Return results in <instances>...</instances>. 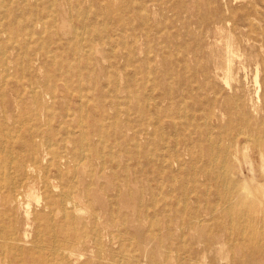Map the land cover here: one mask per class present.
Returning a JSON list of instances; mask_svg holds the SVG:
<instances>
[{
	"label": "rangeland",
	"instance_id": "374dc122",
	"mask_svg": "<svg viewBox=\"0 0 264 264\" xmlns=\"http://www.w3.org/2000/svg\"><path fill=\"white\" fill-rule=\"evenodd\" d=\"M3 1L0 0V52H5L0 53V116L6 107L12 119L7 117L9 132L2 134L0 143V177L17 178L18 144L26 131L19 119H27L25 114L39 110L42 115H55L44 128H60V134L50 139L52 150L93 156L84 176H79L83 182L91 181V173H104L105 178L97 177L99 185L113 189L115 184H128L134 189L149 186L161 193L155 201L147 197L150 207L143 215L134 214L136 201L131 199L104 204L102 201L115 194L113 189L109 195L95 191L87 196L93 206L84 215L85 228L79 224L69 232L78 227L92 236L98 228L118 238L112 243L103 238L102 245L85 247L82 256L71 264H153L159 259V247L152 242L150 254L145 257L137 232L164 238L166 243L160 250L184 260L180 264H264L262 236H255L258 249H253L249 246L251 232L246 236L238 230H232L231 235L220 233L218 240L225 245L223 253L209 249L203 259L200 253L206 246L197 242L204 237L183 225L192 221L188 213L197 207V196L211 188L210 198L217 197V184L207 182L204 169L215 178L220 168L227 166L232 171L231 178L248 198L264 202V148L256 143L261 136L264 144V0ZM11 1L13 6L9 5ZM209 15L212 19L203 22V17ZM226 48L236 55L230 80L233 89L223 91V70L215 69V60L226 61ZM31 88L46 94L42 107L29 96ZM168 91L172 96L165 94ZM217 91L222 94L216 96ZM227 96L235 97L234 114L223 103ZM139 106L146 111L144 117ZM66 112L73 116L70 123L68 118L64 121L56 117ZM95 119H99L97 124L93 123ZM126 122L131 123L132 130L124 129ZM115 126L122 128L116 131ZM121 131L127 144L116 146L115 134ZM61 139L65 141L59 143ZM126 146L132 155L123 153ZM224 149H229L227 157ZM178 157L180 162L176 163ZM74 176L75 171H71L70 179ZM257 182L263 186L259 188ZM70 187L71 183L63 188ZM39 188L40 199H29L37 212L43 211L46 199ZM167 203H173L179 213L171 219L164 213L169 210ZM103 208L113 213L109 229H105L108 218L102 215ZM51 219L45 216L34 223L27 244L29 249H33L34 241L42 244L45 257L33 250L24 264H52L50 248L67 244L59 232L62 221ZM216 221L227 223L223 217L210 221V225ZM256 222L258 230H264V222ZM52 228L56 236L51 234ZM70 238L74 236L70 234ZM3 257L0 254V264H7Z\"/></svg>",
	"mask_w": 264,
	"mask_h": 264
},
{
	"label": "bare ground",
	"instance_id": "6f19581e",
	"mask_svg": "<svg viewBox=\"0 0 264 264\" xmlns=\"http://www.w3.org/2000/svg\"><path fill=\"white\" fill-rule=\"evenodd\" d=\"M68 1H70V0H68ZM3 2H0V3H3ZM13 4H15L14 1H11L9 3L10 6H13ZM0 7L2 8V5ZM6 7H5V9H7ZM70 8H71V6H70ZM53 9H55V8H53ZM7 11H5L6 14L8 13ZM3 15L4 14H2V16ZM203 19H204L203 22H206V21H210V19H212V17L209 15V16L203 17ZM225 20L226 19L220 20V21L224 22ZM15 21H16V19H15ZM22 22H24V21H22ZM2 23H3V21H2ZM6 27H5V29H6ZM73 28H74V26H73ZM3 29H4V27H3ZM75 29H77V28H75ZM104 30H106V29H104ZM1 31L2 30H0V36H1ZM5 34H7V33H5ZM96 39H99V38H96ZM12 40H14V39H12ZM228 40H230V39H228ZM7 43H8V41H7ZM14 43L15 42H13L12 44H14ZM42 43H43V41H42ZM84 51H85V49H84ZM113 51H112V53H113ZM227 51H228V53H227L228 58L226 59L225 62L220 58L215 60V69L221 70V71L223 70L224 76L222 77V80H224L225 84L227 85V86L225 85L223 87V89H222L223 91L224 90L227 91L226 88H228V87H229L228 89H231V90L233 89L230 80L233 77L232 76V70H233V64L232 63H233V59H235L234 57H235L236 53L234 51H232L230 48H228L226 50V52ZM4 52H5V50H4ZM3 53H1V54H3ZM5 55H6V53H5ZM2 56H4V55H2ZM21 57H22V55H21ZM5 62H7V59ZM3 66H5V64ZM6 77H7V75H6ZM8 77H10V76H8ZM257 85H258V83H257ZM80 86H81V84H80ZM38 90L31 88V90L29 92V94H30L29 96L31 98H33L32 100H34V102L36 104H39L42 107L44 105V98H46V94L40 93ZM234 91H236V90H234ZM70 94H72V93H70ZM74 94H76V93H74ZM165 94L167 96L168 95L172 96V92H170V91L166 92ZM214 94L216 96L221 95L222 91H217ZM18 96H19V93H18ZM234 98L235 97L227 96V97H224V99H223V103H225V105L227 106V108L229 109L231 114H234L233 105L236 104ZM165 99L166 98H163L162 102L165 101ZM15 104H16V102H15ZM156 105H157V107H159L158 106L159 102ZM138 110L140 113L143 114V115L141 114L142 117H144V115L146 114L145 109L142 108L141 106H139ZM1 113H2V116H0V143L3 140L2 134L7 135L9 132V130L6 126L7 117L10 116L9 118L12 119L11 113L8 110H6V107H5V109L2 110ZM70 113H71V111H70ZM80 113H82V112H80ZM25 115H27L26 116L27 119H25V117H21L19 119L21 124H23V130L26 129V131L23 132L22 139L20 140L21 142H20V144H18L19 153L17 156L16 165H15V171H16L17 178L12 177V178L6 179L3 176L0 177V254L4 255L3 258H5L7 260V264H14V263L15 264L16 263L24 264L23 262L25 261L26 256L31 254V251H33V250L35 252H38L40 257H45L44 252H43L45 250V248L41 246L42 244L39 245V244H37L36 241H34L35 246L33 245V249L32 248L29 249L28 245H27L30 242V239H29L31 236L30 228L32 229L34 223H38L45 216L51 217L52 219L53 218H59L62 221V225L60 224L61 226L59 228V232L62 235H64L66 237V240H67V242H66L67 244L64 247H56L54 244V246L50 248L51 256L53 258L51 260L52 264H71V261L73 259H78V257L82 256L81 253L84 251L83 249H85V247L91 248V247H94V245H96V246L102 245V243H104L103 238H105L108 243L116 242L118 235H115L113 232L105 230L106 228L109 229L110 226H112L111 225L112 223L110 222L109 217L113 215V213L111 214V212L108 211V209L105 210V208H103L101 211L102 215H104L105 217L108 218V221L106 223L107 227H105V229H103L106 231L105 233H103L102 231L100 232L99 229L97 228V229H94L92 236H89L88 233H86V230L84 231L83 229H79L78 227L72 228L73 233L69 232L71 230V227L75 226V225L82 224L83 228H85L84 225L86 222L84 219V215L88 211V208L93 206V202L90 201L91 199L90 200L88 199L89 195L90 194L94 195L93 192H95V191H99L100 192L99 194H102V195H109V192H111V190L113 188H110L111 187L110 185H105V184L99 185V183L96 182L97 177L98 178H105L104 173H100L98 176L97 174L95 175L94 173L92 174L90 172L91 174L89 173L90 174L89 177L91 178V181L87 184H86L85 180L83 182V180L80 179L86 173L85 169H87V167H90V163L92 161L93 156H92V158L90 156L86 157L87 155L83 156L80 154L81 153L80 151H79L80 152L79 154L76 152L73 154L72 152H69V151L63 152L62 150H52L51 149L52 143H51L50 139H51L52 135L60 134L59 133L60 128H58V129L49 128V127L44 128V126L49 125L51 120L55 118V115H53V114H51L52 116H49V114L42 115L39 110L29 112L28 114H25ZM90 115H91V113H90ZM56 117L58 119H62L64 121L66 118H68V123H70L72 121L70 119L73 116H71L69 113L66 112V113H61V114L57 115ZM98 122H99V119H95L93 121V123H95V124H97ZM113 124L116 125L117 122H114ZM119 128L121 129L122 127L115 126L116 131H119ZM125 128H127V130H132L133 127H132L130 122H126L124 129ZM21 129H20V131H21ZM79 129L81 131H83V127L81 129V126H80ZM3 131L4 132L6 131V132L4 133ZM71 131H72V129H71ZM225 132L228 133V132H230V130L225 131ZM10 135H11V133H10ZM74 135H72V136H74ZM16 137H18V136H16ZM210 137H211V135H210ZM260 137L259 136H258V138L256 137L257 138L256 143L258 146L264 148V144L261 142ZM115 138H116V140H115L116 146H118V145L124 146L127 144V141L124 139V138H126L124 131L119 132V134H115ZM15 140H17V139H15ZM72 140H74V137L72 138ZM248 140H250V139H248ZM64 141H65L64 139L58 140L59 143H62ZM184 142H185V140H184ZM10 146H11V144H10ZM10 148L8 150H11ZM136 148H138V147H136ZM0 149H2V148H0ZM4 151H5V149H4ZM123 153L127 154V155H132V152L130 150H128L127 146L124 147ZM223 153L227 157L229 155V149H224ZM70 154H72V155H70ZM103 157H104V155L102 156V154H101L100 159H102ZM82 161H85V163H82ZM111 161L112 162L114 161L112 156H111ZM164 161L166 162L167 160H164ZM179 162H180V160L178 157L176 160V163H179ZM163 165H164V163H163ZM170 167H171V165H170ZM10 169H11V167H10ZM81 169H83V170L80 171ZM250 169H251V167H250ZM103 170H104V168H103ZM71 171H73V172L75 171V176H74L73 180H71L69 177V174ZM204 171L206 172V174H204V177H206L207 182H213V181L216 182L217 188H214V192L217 195V197H216V199L210 198L211 188L208 190H205L202 196H197L195 199V203H196L197 207L188 213L189 216L192 218V221H190L189 223L184 222V224H183L185 227L187 226L188 230L190 229V230H193L195 232H198L200 234V235H198V237H200V238L204 237L203 241L197 242V244H201V245L204 244V246H206L205 249L203 251H201V253H200V254H203L202 258L203 259L206 258L205 255L209 249L217 251L218 253L222 252L224 243H222V242H220V240H218L219 239L218 234L221 233L222 235H225V234L231 235V234H233L232 230L240 231V235H242V236H246V234L248 232L249 233L251 232L253 234V236H252V239L250 240L249 246L252 247L253 249H258V242L256 241L257 238L255 236L258 235V237L262 236L264 238V230L263 229H262V231L258 230L256 221H257V219H259V220L264 222V202H262L260 200H259L260 202H257V200H256L257 197L256 198L252 197L253 195L251 196L252 198H248V195L244 194V191H242V189L239 187V184L237 182H234V180L231 178L232 171L227 166H222L220 168V172L217 173L220 175H217L215 178L212 177V175L209 173V171H207L205 169H204ZM7 173H9V171ZM11 174H12V172H11ZM79 176H80V178H79ZM192 182H193V179H192ZM194 182L195 183L197 182V180H195V178H194ZM38 183H40L41 189L43 190V193L46 196L45 202L42 205L43 211H40V212H37L36 210L33 211L32 207H31V203L29 201L30 198H36L38 200L40 199V197H41V196L39 197V190H40L39 187L40 186L39 187L36 186ZM70 183L72 184V187H70L68 190H65L63 187L66 184H70ZM200 186H202V185H200ZM257 186L260 188L261 186H263V184L261 182H257ZM82 187H83V189H82ZM112 191H114L115 194H113L111 196V198H107V200L102 201V202H104V204H112L114 199L117 200L119 203L127 201L129 199L134 200V201H136V202H134L135 206H134V210H133L135 215H138V214L143 215L149 210L150 206H148V203H147L148 198L147 197L150 196L152 201H155V200H157L158 196L161 194V193L159 194L156 190H153L149 186L134 189L133 187L129 186L128 184H123V185L115 184L114 189ZM108 201H109V203H108ZM182 203H184V202H182ZM257 204H259V205L261 204V206L259 207V206H257ZM166 205L169 206V210H167V211L164 210V213L166 214L167 218L171 219L172 215L179 214L178 212H176V209L174 208L173 203H171L170 205L167 203ZM185 208H186V206H185ZM45 212H47V213H45ZM253 214H260V216H258L259 218H253L252 217V216H254ZM97 217H99V216H96V218ZM223 217L227 220V223L226 222L224 223L223 221H218V222L216 221V223L214 225H210V221L212 222L215 219H223ZM100 218H101V216H100ZM251 218H253V219H251ZM5 220H8L9 222L6 223ZM57 224H58V221H57ZM20 225H21V228H20ZM69 225H70V228H68ZM184 226H183V228H184ZM54 227H55V225H54ZM95 227H97V226L95 225ZM166 229H168V228L166 227ZM171 229H172V226L170 227V229L167 230L168 233H171V231H172ZM51 231H52L51 234H54V235L56 234L55 228H52ZM178 232H179V230H178ZM70 234H72L74 236V238H70ZM39 235H40V233H39ZM169 235H171V234H169ZM136 236H137V238H139V240H141V242H143L139 247L141 249H143L145 257L146 256L148 257L150 254L149 247L151 246L152 242H156L157 246L159 247V249H158L159 250V259L154 261L153 264H180L184 261L183 260L181 262L180 258L174 257L170 251L168 254H166L160 250V248L165 246L166 242H165V239L159 237V235H156V237H152V234L150 232L148 234H145V232H143V233L137 232ZM182 239H184V236ZM36 240H37V238H36ZM252 240H254L253 243H252ZM73 241H76V244L73 243ZM60 246H61V244H60ZM47 250H49V249H47ZM48 260H50V259H48ZM101 260H102V258H101ZM198 260H201V259L198 258ZM77 262H79V261H77ZM204 262H206V260H204ZM134 264H138V263H134Z\"/></svg>",
	"mask_w": 264,
	"mask_h": 264
}]
</instances>
